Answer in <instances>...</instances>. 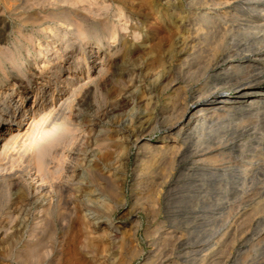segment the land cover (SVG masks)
<instances>
[{
    "label": "rangeland",
    "instance_id": "374dc122",
    "mask_svg": "<svg viewBox=\"0 0 264 264\" xmlns=\"http://www.w3.org/2000/svg\"><path fill=\"white\" fill-rule=\"evenodd\" d=\"M261 1L252 16L224 24L219 54H264ZM227 10L191 0H0V264H145L155 249L157 264H264V106L194 127L179 157L134 143L139 135L168 149L183 140L194 97L215 84L203 71L212 70L210 47L221 36L193 31L205 12ZM58 38L69 45L53 48ZM109 50L117 64L105 79L78 86ZM248 64L256 65L244 72L264 75V61ZM40 83L43 98L35 97ZM50 89L54 100L74 94L67 107L46 111ZM20 95L26 111L16 106ZM182 102L188 116L167 137ZM51 134L61 143L41 171L34 157Z\"/></svg>",
    "mask_w": 264,
    "mask_h": 264
},
{
    "label": "bare ground",
    "instance_id": "6f19581e",
    "mask_svg": "<svg viewBox=\"0 0 264 264\" xmlns=\"http://www.w3.org/2000/svg\"><path fill=\"white\" fill-rule=\"evenodd\" d=\"M191 2L194 4L196 3H200V5H205L206 8H215L217 10H220V8H227L228 12H226L225 14H220L219 12H217L216 14H211L212 12H205L203 15H202V21L205 23L203 26H201V28H196L193 32L195 33V36L197 33L201 32L203 33L204 32V35H210L209 37L214 38V35H217V34H221L220 38H218L216 41L212 42V47L211 48V52H212V59L214 62V64L210 61L209 62V65L210 63L213 64V67H212V70L210 71H203V73H205L207 76H208V81H212L214 82V86L209 90V91H202V90H199V94H197L195 97H194V101L195 103H198V107H197V112H195L193 115H194V119L193 121H187L185 124L186 126H182L181 127V131L184 130V133H183V137L181 140L180 143H178L177 141L173 142V144H171L170 148L166 149L165 147V144L164 142L157 145L156 147H153V146H150L151 142H149L148 140H145L143 141L144 139L141 138V136L138 135V137L136 138L135 142L136 144H142L144 147H146V150L145 152L148 154V152H163V153H173L175 154L176 156H178V154L180 153L181 150H183V144L184 142H186V139H188L189 137H191L192 135V132L191 130L194 128V127H197L199 126L200 128H203L202 130H204V128H208L207 126L205 127V125H207V122L209 121V119H212L213 118L217 119L218 117H220L221 114H224L225 112L226 113H232L234 110H238V107H246V108H251V107H254V106H258L259 107H263L264 106V75L262 73H255V74H247V72H244L246 71L250 66H253V65H256V64H248L251 63V62H254V63H262L264 61V54H259L258 57L256 58H252L253 56H256L255 54L256 53H253V54H248V55H245V53H240V52H229V53H224V54H219V52L221 51V49L223 50V46H224V39H225V32L227 31V28L228 26L226 27L224 24H226V22H228L229 20H232L234 16H236L237 14H244L246 16H252L251 14L255 12V9H256V5L259 4L260 2H262L261 0H191ZM191 4V3H190ZM198 5V4H197ZM231 8V10H229ZM179 15V14H178ZM181 16V15H180ZM179 17V16H178ZM182 18V17H181ZM158 19V18H157ZM180 19V18H178ZM182 20V19H181ZM183 21V20H182ZM178 22V21H177ZM180 22V21H179ZM178 22V23H179ZM156 22V20L153 19V21L151 22V26H153ZM176 23V22H175ZM162 24H163V21H162ZM168 25V23H166ZM177 24V23H176ZM181 24V23H180ZM195 24V23H194ZM5 25V24H4ZM228 25V24H227ZM149 26V25H148ZM160 26V24H159ZM158 26V27H159ZM170 26V24L168 25ZM175 26V25H174ZM177 26V25H176ZM180 25H178L179 27ZM182 26V25H181ZM195 26V25H193ZM225 26V27H224ZM7 27V26H6ZM150 27V26H149ZM161 27V26H160ZM192 27V26H191ZM155 28V27H154ZM195 28V27H194ZM176 29V28H175ZM226 29V30H224ZM191 32V30H189ZM188 31V32H189ZM175 33V31H173ZM80 35V34H79ZM173 35V34H172ZM188 35H191L190 33H188ZM194 36V37H195ZM193 37V38H194ZM202 36H200L201 38ZM218 37V36H217ZM63 38V37H62ZM62 38H58L57 40H53L52 42H54L53 45H51L53 48H56L57 46L61 45V44H64L65 46H68L69 45V42L66 41V42H63L62 40L59 41L60 39ZM191 39V38H190ZM207 39L209 40V38L207 37ZM194 40V39H193ZM6 43V42H5ZM187 44V42H186ZM228 44V43H227ZM188 45V44H187ZM51 46L48 47V52L51 50ZM203 46V45H202ZM227 46V45H226ZM224 46V47H226ZM114 47V46H113ZM187 47V46H185ZM50 48V49H49ZM108 48V47H107ZM115 48V47H114ZM57 49V48H56ZM70 49V48H69ZM112 49V48H111ZM1 50H4V49H1ZM13 50V49H12ZM207 50V49H206ZM53 51V50H52ZM3 52V51H2ZM60 52V51H59ZM96 52H98V50H95L94 53L96 54ZM210 52V53H211ZM227 52V51H226ZM10 53V52H9ZM50 53V52H49ZM194 53V51L192 52ZM56 55V53H54ZM191 54V53H190ZM195 56H198V52L194 53ZM5 55V54H4ZM59 55V54H58ZM192 55V54H191ZM114 56V52L112 50H109L107 52L104 53V56H102V60L100 61H97L98 62V66H95L94 67V71L95 74H89V73H85L82 75L81 79H79L77 81V85L80 86L82 84H84L83 81H85L84 79H87L86 82H90L92 83L91 81H99V80H102L105 79V76L107 74V72H111L109 71L110 68L113 66V64H117L115 62V58L113 57ZM237 56H240V57H243V58H248L247 60L243 61V62H235L234 59L232 58H235ZM54 57V56H52ZM194 57V55H193ZM192 57V58H193ZM59 57L57 56L55 59L57 60ZM62 58V57H61ZM196 58V57H195ZM209 58V57H208ZM209 58V59H211ZM219 58V60H218ZM252 58V59H251ZM54 60V59H53ZM55 60V62H56ZM65 60V59H64ZM63 61V60H62ZM52 62V61H51ZM228 62V63H227ZM245 62H247L246 64H244ZM208 64V63H207ZM222 64H226L225 66L226 67H222ZM186 65V64H185ZM191 65V64H190ZM258 65V64H257ZM57 66V65H56ZM60 66H66V65H63L61 64ZM115 66V65H114ZM254 67V66H253ZM256 67V66H255ZM62 68V67H61ZM74 68V67H73ZM115 68V67H114ZM113 68V70H114ZM193 68V67H192ZM210 68V67H209ZM251 68V67H250ZM51 68H49V66H47V71L52 72L50 70ZM54 69V68H53ZM56 69V68H55ZM189 69V68H188ZM244 69V71H243ZM243 71L242 74H239V71ZM55 71V70H53ZM117 71V70H116ZM57 72V71H56ZM61 72V71H60ZM249 72V71H248ZM72 73V72H71ZM53 74H55L53 72ZM113 75V74H112ZM55 76L59 77V75H57V73L55 74ZM110 76V75H109ZM203 76V75H202ZM201 76V77H202ZM205 76V75H204ZM108 77V76H107ZM56 78V77H55ZM71 77H70V73L69 75L65 78V79H62L60 78V81H59V87H67L68 86V83L70 81ZM57 80V79H56ZM62 80H65L64 82H66V84L62 85L63 81ZM83 80V81H82ZM108 80V79H107ZM72 81V80H71ZM207 81V80H206ZM43 82V81H42ZM175 82V81H174ZM211 82V83H212ZM104 83V82H103ZM45 83H40V86L37 89L36 93H35V97L37 98H43L47 91H40L41 87L44 85ZM102 84V83H101ZM208 84V83H207ZM75 85V84H74ZM213 85V84H212ZM211 85V86H212ZM48 86V85H47ZM87 86V85H86ZM171 86V85H170ZM45 87V86H44ZM43 87V88H44ZM58 87V86H57ZM73 87V86H72ZM71 87V88H72ZM70 87L68 88L71 89ZM77 86H74V88H72V92L76 91L77 90ZM47 89V88H46ZM60 89V88H58ZM232 89H235L234 93L231 94L229 93ZM16 90V89H15ZM51 90V89H50ZM62 90V89H61ZM80 90V89H79ZM83 90V89H82ZM71 91V90H70ZM51 92L52 96H53V103L49 104V108H47L46 111L48 112H53L54 110H59V109H63L66 105V103L69 102L70 100V97H71V94L72 92L69 94H67L65 91L63 92V95L61 96V98L59 100H54L55 97H56V89L55 90H51L49 91ZM78 92V91H77ZM66 93V94H65ZM6 94V93H5ZM50 94V95H51ZM60 94V93H59ZM75 94V92H74ZM72 94V95H74ZM78 94V93H77ZM194 95V94H193ZM27 96L26 95H20V101L21 103L19 105H16L17 108H20V109H24L23 111H26L25 110V100H26ZM46 101L43 102L42 106H46V103L48 102L47 99H45ZM184 101V99H183ZM193 101V102H194ZM72 102V101H71ZM180 102V101H179ZM185 102V101H184ZM187 102V101H186ZM177 103V102H176ZM18 104V103H17ZM48 104V103H47ZM190 105V103H189ZM189 105L186 104V103H183L179 105V109L177 110L179 115L177 117V120L174 122L170 121V123L172 122L171 125H169L168 127V135L167 137H171L172 135H175L178 133V131L176 130L175 128V125L177 122H179L180 120H183V119H186V117L188 116V110H189ZM175 106V105H174ZM173 106V107H174ZM67 107V105H66ZM242 107V108H243ZM173 110V109H172ZM3 111V110H2ZM22 111V112H23ZM63 111V110H62ZM4 112V111H3ZM8 113V112H7ZM6 113V114H7ZM14 113V112H13ZM177 113V114H178ZM225 113V114H226ZM10 114V113H9ZM175 114V113H174ZM10 116V115H9ZM162 116H164L162 114ZM3 117V115L1 116ZM12 117V116H11ZM34 117V116H33ZM162 118V117H161ZM9 118H7L6 120H8ZM153 119V118H152ZM151 119V120H152ZM171 119V118H170ZM165 120V119H164ZM168 120V119H166ZM158 121V120H157ZM167 122V121H166ZM153 123V121H152ZM151 123V124H152ZM166 124V123H165ZM183 124V123H182ZM168 125V124H167ZM154 126V125H153ZM144 128V126H142ZM146 127V125H145ZM152 127V126H151ZM13 128V127H12ZM12 128H8L6 129L5 131H9L10 129ZM65 128V127H63ZM72 128V127H71ZM73 129V128H72ZM77 129V128H76ZM75 129V130H76ZM146 129V128H145ZM152 129V128H151ZM155 129V128H154ZM197 129V128H196ZM64 130V129H63ZM68 130V129H66ZM71 130V129H69ZM142 130V129H141ZM149 130V128H148ZM200 130V129H199ZM72 131V130H71ZM138 131H140V129H138ZM137 131V132H138ZM151 131V130H149ZM21 131H19L20 133ZM70 132V131H69ZM144 132V131H143ZM73 133V132H72ZM145 133V132H144ZM208 133V132H207ZM17 132H12V134H9L6 138V142L4 143V145L6 143H9L11 140L10 139H14ZM21 134V133H20ZM70 134V133H69ZM100 134V133H99ZM19 135V134H18ZM206 136V132L204 134V131L202 132V134H200V137H204ZM211 136V135H209ZM208 137V136H207ZM192 138V137H191ZM46 141L48 143V147L42 149L37 155V157H34L36 158V164L37 166L39 165V168L38 170H41L43 171L42 169L43 168H46V158H47V155H50L52 153V148L56 145H58L59 143H61V140H60V136L58 134H51L49 136H46ZM69 139V138H68ZM67 139V141H68ZM73 139V138H72ZM78 139V138H77ZM195 139V137H194ZM193 139V140H194ZM10 140V141H9ZM66 140V138H65ZM64 140V141H65ZM9 141V142H8ZM63 141V140H62ZM81 141V140H80ZM143 141V143H142ZM172 141V140H171ZM66 142V141H65ZM168 143V142H167ZM189 143V142H188ZM70 144V143H69ZM140 144V146H142ZM3 145V147H4ZM62 145V144H61ZM66 145V144H65ZM187 145V144H186ZM63 146V145H62ZM202 147V146H201ZM105 148V147H104ZM103 148V149H104ZM107 148V147H106ZM5 149V148H3ZM54 149V148H53ZM102 148L100 147V150ZM102 149V150H103ZM186 149V147H185ZM188 149H191L188 147ZM186 149V150H188ZM213 149V148H211ZM106 150V149H104ZM141 150V147L138 149V151ZM200 150V149H198ZM207 150V149H206ZM55 151V150H54ZM61 151V150H60ZM188 151H191V150H188ZM38 152V151H36ZM35 152V153H36ZM182 152V151H181ZM58 153V152H56ZM107 153V152H106ZM145 153V154H146ZM156 153V154H158ZM187 153V152H186ZM189 153V152H188ZM187 153V154H188ZM198 153V152H197ZM53 154V153H52ZM52 154H51V158H52ZM138 154V153H137ZM154 154V153H153ZM155 154V156H156ZM206 153H204L205 155ZM208 154V153H207ZM206 154V155H207ZM160 155V154H159ZM182 155V154H181ZM184 155V154H183ZM186 155V154H185ZM210 155V154H209ZM145 156V155H144ZM144 156H141L144 157ZM151 156V155H150ZM154 156V155H152ZM151 156V157H152ZM161 156V155H160ZM166 156V155H165ZM171 156H174V155H169V158H172ZM149 157V156H148ZM168 157V156H167ZM179 157V156H178ZM182 157V156H181ZM180 157V159H181ZM187 157V156H186ZM208 157V156H207ZM50 156L47 158V160H49ZM147 158V156H146ZM144 159L147 160V159ZM53 159V158H52ZM139 159V158H138ZM167 159V158H166ZM184 159V158H183ZM108 160V159H107ZM137 160V159H136ZM141 160V159H140ZM150 160V157L149 159ZM147 160V161H148ZM152 160V159H151ZM170 160V159H169ZM172 160V159H171ZM182 160V159H181ZM51 161V160H49ZM47 161V162H49ZM174 161V160H173ZM53 162V161H52ZM142 163V161H139ZM184 162V161H183ZM144 163V162H143ZM146 163V162H145ZM144 165L143 166H147V165ZM174 163V162H173ZM51 164V163H50ZM139 164V163H138ZM137 164V165H138ZM147 164V163H146ZM177 164V163H176ZM259 165V164H258ZM97 166V164H96ZM95 166V167H96ZM150 166V165H149ZM260 166V165H259ZM51 167V166H50ZM138 167V166H137ZM142 167V166H141ZM144 167V168H145ZM148 167V166H147ZM262 166H260L261 168ZM92 168V167H91ZM258 168V170L260 169ZM49 169V168H48ZM46 168V170H48ZM45 170V171H46ZM137 170V168H136ZM145 170V169H144ZM256 171L255 169V174L259 171ZM44 171V172H45ZM139 171V170H137ZM48 172V171H47ZM95 172V171H94ZM143 172V169L142 171ZM145 172V171H144ZM143 172V173H144ZM142 173V174H143ZM36 174V173H35ZM42 174V172L40 173ZM39 174V175H40ZM109 174V173H108ZM72 175V174H70ZM98 175L102 176L103 173L100 174L98 173ZM137 175V174H136ZM49 176V174H48ZM43 177V175L41 176V178ZM68 177V176H67ZM104 178V176H102ZM106 177V176H105ZM39 178V177H38ZM52 179V178H51ZM105 179H108L107 177ZM42 180V179H41ZM41 186V185H40ZM43 186H44V183H43ZM50 186V185H49ZM42 188V186L40 187ZM46 188V187H45ZM51 189V188H50ZM47 190V188H46ZM43 193V192H42ZM48 194V193H47ZM46 196V195H45ZM49 196V194H48ZM137 196V195H136ZM139 196V195H138ZM135 200V199H134ZM160 205V204H159ZM45 208V207H44ZM168 234V233H167ZM167 234L165 237H167ZM164 238V236L162 237ZM167 238H164L163 240H165ZM159 240H157V242L155 243V245H158ZM173 241V240H172ZM164 243V242H163ZM161 246V245H160ZM156 249L153 251L152 254H150L148 257L145 258V264H157L158 261L156 260ZM161 261V260H159Z\"/></svg>",
    "mask_w": 264,
    "mask_h": 264
}]
</instances>
